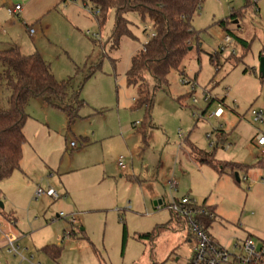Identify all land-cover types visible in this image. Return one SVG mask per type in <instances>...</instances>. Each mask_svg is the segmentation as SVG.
Returning <instances> with one entry per match:
<instances>
[{
	"label": "rangeland",
	"instance_id": "1",
	"mask_svg": "<svg viewBox=\"0 0 264 264\" xmlns=\"http://www.w3.org/2000/svg\"><path fill=\"white\" fill-rule=\"evenodd\" d=\"M54 5L30 22L36 34L34 38L27 34L29 52H23L42 53L58 80L71 78L70 95L84 104L70 125L66 112L44 98H34L26 106L27 141L20 168L0 183L4 204V208L0 204V222L7 224L17 217L30 230V240L20 241L21 253L35 254L34 262L41 264H185L192 243L188 228L165 227L170 232L161 231L154 244L138 238L172 219L168 201L184 196L199 205L218 206L220 216L211 232L231 253L241 252L236 245H242L246 231L261 247L264 168L252 163L264 159L263 148L254 144L257 135L264 134V123L255 122L251 111L264 107L260 74L264 0L203 1L192 21L193 48L181 68L169 74L168 83L155 91L151 117L139 105V86L129 85L126 76L133 56L154 33L151 18L129 13L134 37L125 35L114 47L110 40L114 10L101 25L92 0H58ZM5 18L6 13H0V19ZM222 19L229 21L230 32L219 25ZM0 31L2 40L7 27L0 24ZM227 33L239 38L229 48L236 47V54L229 49L219 52ZM213 54L216 61H211ZM3 68L0 60V74ZM93 69L95 73L86 79ZM206 90L218 98L210 105L204 101ZM9 96L10 90L0 81L2 107H8ZM218 103L224 114L209 118ZM205 109L206 116L199 117ZM73 141L76 147L71 146ZM193 145L214 152L217 161L251 167L236 171L238 181L229 167L223 172L221 165L215 169L197 161ZM120 156L126 157L124 169L118 166ZM202 158L210 160L206 155ZM173 178L178 185L172 189ZM51 186L69 189L68 199L36 197L39 187ZM61 212L65 217H57ZM72 214L79 220L76 226ZM46 245L60 246V256L54 259L44 253ZM21 258L0 250L2 264H29Z\"/></svg>",
	"mask_w": 264,
	"mask_h": 264
},
{
	"label": "trees",
	"instance_id": "2",
	"mask_svg": "<svg viewBox=\"0 0 264 264\" xmlns=\"http://www.w3.org/2000/svg\"><path fill=\"white\" fill-rule=\"evenodd\" d=\"M98 10L99 23L103 25L111 10L115 11V22L110 40L117 47L125 35L134 37L130 29L128 14L139 13L148 15L154 27V33L142 45V48L133 56L131 66L126 72L129 85L139 86V105L147 108L149 116L153 106L155 91L168 83V76L173 70H179L188 52L193 48V39L196 36L192 21L195 14L201 9L204 0H92ZM257 4V2H256ZM237 15V13H234ZM227 32L231 29L229 21H219ZM236 41L239 39L236 36ZM242 41L248 47L247 41ZM0 60L4 68L0 74V81L10 90L8 107L0 104V182L12 175L20 168L23 158V146L26 143L24 133L25 124L29 118L26 106L34 98H44L45 101L66 112L69 125L78 116L77 108L84 104L78 96L70 95L71 78L58 80L51 70L50 63L39 52L24 55L15 44L0 50ZM211 61H216L214 54ZM96 69L86 77L89 78ZM262 76V75H261ZM264 77V76H262ZM149 78V79H148ZM150 81L152 82L150 84ZM152 86V88H151ZM75 104V105H74ZM151 123V122H150ZM192 153L197 161L208 163L215 169L221 165L223 172L226 167L231 172L240 169L248 170L251 166L238 162L217 161L214 152H207L194 145ZM208 156L210 160L202 157ZM256 165L264 168V159ZM211 210L212 207L209 206ZM183 221L173 214L166 224L158 226L151 232L139 234V239L154 240L158 234L170 223ZM213 220L204 216L203 222L209 227ZM84 229H82L83 231ZM74 231V230H73ZM127 238L126 225L123 227V243ZM44 253L54 259L61 254V247L48 245L42 248Z\"/></svg>",
	"mask_w": 264,
	"mask_h": 264
},
{
	"label": "built area",
	"instance_id": "3",
	"mask_svg": "<svg viewBox=\"0 0 264 264\" xmlns=\"http://www.w3.org/2000/svg\"><path fill=\"white\" fill-rule=\"evenodd\" d=\"M22 10L21 4H16L13 8L10 9L11 14H18ZM98 14V10H96V15ZM30 33H34V29L30 28ZM87 34H91V31L87 30ZM98 37V34H95ZM236 38L227 33L223 38L222 46L219 47V52H225L231 46L235 45ZM230 54H236L237 49L232 48L229 49ZM185 83V81H184ZM204 101L210 102L214 100L216 97H212L209 91L204 92ZM218 99V98H216ZM194 101L197 102V99L194 98ZM206 114V110H202L199 117H204ZM224 114V109L220 103H218L217 109L207 115L209 118L220 117ZM252 118L255 122L264 123V107L263 108H254L251 111ZM206 116V115H205ZM210 137V135H209ZM256 143L259 146H262V152L264 153V134H258L256 137ZM72 147H76L77 143L75 141L71 142ZM230 147V144L227 145V149ZM118 166L122 169L126 168V157L120 156L118 159ZM246 178V177H245ZM171 188H176L177 180H170ZM42 195H48L53 199L57 200L60 198H66V195L60 194L55 188L49 187L48 189H43L39 187L36 191V197H40ZM169 209L180 218L185 226L189 229L192 239V256L189 260L188 264H223L231 262L233 264H259L260 259H264V243L261 247H257L253 236H247L241 245V252L231 253L230 250L220 246L216 243L209 233V227H207L203 222V217L206 216L212 220L217 218L216 212L211 210L208 205H199L194 199L190 196H184L181 199H173L169 200L167 203ZM60 216H64L65 214L61 212ZM72 224H76L77 219L74 214L71 215ZM21 238L19 236L10 234L6 232L4 223L0 222V245L2 248L6 249V251L14 256L21 254L22 262H28L29 264H40L35 263V256H24L21 253ZM0 264L2 262L0 261Z\"/></svg>",
	"mask_w": 264,
	"mask_h": 264
},
{
	"label": "crops",
	"instance_id": "4",
	"mask_svg": "<svg viewBox=\"0 0 264 264\" xmlns=\"http://www.w3.org/2000/svg\"><path fill=\"white\" fill-rule=\"evenodd\" d=\"M57 2H58V0H0V13H2V14H4V12L6 13V18L3 19V20L0 19V24H1V26L5 25L7 27V32L6 31L4 32V34L5 33L6 34L3 36L2 40L0 39V50H3L5 48L9 47L10 45L15 44V45H17L19 47V49L22 52V54H24V55L32 54V53H24L23 52V50H27L26 52H29V47L26 45V44H29V42L27 40V34L31 38H34L35 34H36L35 30H34L33 34L30 33V28H33V27H31L30 22H32L34 20H39L40 19L39 18L40 17L39 14H42V13L44 14L45 12L50 11L52 8L55 7L54 4H56ZM16 4H21L22 5V10L18 14L14 15V14H11L10 9L13 8ZM36 10H37V14L38 15L35 14ZM0 33H1V31H0ZM36 49H37V47L35 45V50ZM34 52H38V51H34ZM40 54L42 55V53H40ZM211 103H212V101L209 102V105ZM205 110H207V109H205ZM254 144H255V146H257L259 148H263L262 146H259L256 143V141H254ZM260 156H259V158H260ZM262 156H263V154H262ZM257 162H254L252 164L255 165ZM239 163L251 166V164H247V163H244V162H239ZM7 179L8 178L2 180L0 183H4L3 181H7ZM1 185H3V184H1ZM51 187H53V186H51ZM53 188H55V187H53ZM55 189L60 194L66 195L65 199H68L69 192H70L69 189H67V188H65L66 190H62L61 188H59V189L55 188ZM11 191H14V190H11ZM16 193H17V195H21L22 194L20 192V190L16 191ZM207 205L213 208V210L216 212L217 218H218V216H220L218 206L215 205V204H211V203H208ZM58 216L59 215L57 214V217ZM75 217L77 219V216H75ZM216 222H217L216 220H213L211 225L209 226L210 236L220 246L228 249V247H226L225 245L221 244L219 242V240L216 239L213 236L212 232H211V228L215 225ZM78 223H79V220L77 219L76 224H73V226L78 225ZM4 225H5L6 232H8L10 234H13V235H16V236H19L21 238V240H24V241L30 240V230H27V225L25 223L21 224L17 217H14V220L12 222H10V223H7V224L4 223ZM170 225L179 226L180 229H177V231L178 230H186L187 229L185 224L182 223V222L178 223V222L172 221L170 223ZM29 226H30V224H29ZM73 230L74 229H72L71 233H73V232L75 233V230L74 231ZM164 231L170 232V230H168V229H164ZM177 231H175V232H177ZM249 235L253 236V238H254V235L252 233H250L249 231H246V235L243 237V241ZM187 237H188V239H191L192 243L189 246V253L186 256V260L187 261H186L185 264H188L189 260L191 259V256H192V249L191 248H192V245L194 243L193 239H192V236H191V233L188 232L187 233ZM262 240L264 242V239H262ZM243 241L241 243H243ZM153 244H154V242H153ZM46 246H48V245H46ZM236 247H237V249L241 250V244L236 245ZM1 249H4V248H2L1 245H0V250ZM26 249H28V247ZM32 255L35 256V254H32ZM35 258H36V256H35Z\"/></svg>",
	"mask_w": 264,
	"mask_h": 264
},
{
	"label": "water",
	"instance_id": "5",
	"mask_svg": "<svg viewBox=\"0 0 264 264\" xmlns=\"http://www.w3.org/2000/svg\"><path fill=\"white\" fill-rule=\"evenodd\" d=\"M190 49H192V48H190ZM260 74L262 76H264V57L261 59V63H260ZM236 176H237V179L240 181L238 172H236ZM0 204L2 207H4L3 203H0Z\"/></svg>",
	"mask_w": 264,
	"mask_h": 264
}]
</instances>
